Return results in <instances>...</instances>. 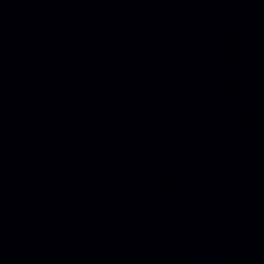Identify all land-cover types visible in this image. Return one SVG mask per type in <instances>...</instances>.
Listing matches in <instances>:
<instances>
[{
    "label": "water",
    "instance_id": "water-1",
    "mask_svg": "<svg viewBox=\"0 0 264 264\" xmlns=\"http://www.w3.org/2000/svg\"><path fill=\"white\" fill-rule=\"evenodd\" d=\"M0 264H264V0H0Z\"/></svg>",
    "mask_w": 264,
    "mask_h": 264
}]
</instances>
